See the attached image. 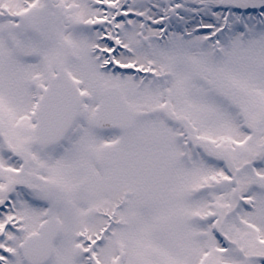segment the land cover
<instances>
[{
    "label": "snow or ice",
    "instance_id": "snow-or-ice-1",
    "mask_svg": "<svg viewBox=\"0 0 264 264\" xmlns=\"http://www.w3.org/2000/svg\"><path fill=\"white\" fill-rule=\"evenodd\" d=\"M0 264H264V0H0Z\"/></svg>",
    "mask_w": 264,
    "mask_h": 264
}]
</instances>
